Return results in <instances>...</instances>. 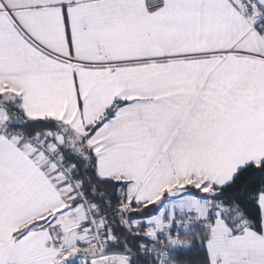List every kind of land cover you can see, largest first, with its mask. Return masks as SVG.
Returning <instances> with one entry per match:
<instances>
[{"label":"snow or ice","instance_id":"6c2138e0","mask_svg":"<svg viewBox=\"0 0 264 264\" xmlns=\"http://www.w3.org/2000/svg\"><path fill=\"white\" fill-rule=\"evenodd\" d=\"M0 264H264V0H0Z\"/></svg>","mask_w":264,"mask_h":264}]
</instances>
